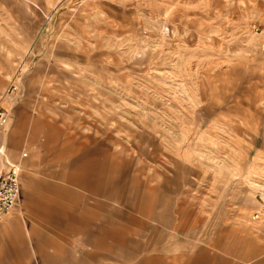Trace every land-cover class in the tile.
Wrapping results in <instances>:
<instances>
[{"label": "rangeland", "instance_id": "374dc122", "mask_svg": "<svg viewBox=\"0 0 264 264\" xmlns=\"http://www.w3.org/2000/svg\"><path fill=\"white\" fill-rule=\"evenodd\" d=\"M8 89L0 138L20 169L12 212L25 229L38 227L23 210L30 185L56 192L77 161L107 155L118 181L165 204L145 227L122 218L137 217L122 198L70 187L78 204L104 203L103 228L123 223L140 257L170 238L216 250L219 237H264L250 219L264 186V0H0ZM28 254L37 264L32 238Z\"/></svg>", "mask_w": 264, "mask_h": 264}, {"label": "crops", "instance_id": "0c3cea01", "mask_svg": "<svg viewBox=\"0 0 264 264\" xmlns=\"http://www.w3.org/2000/svg\"><path fill=\"white\" fill-rule=\"evenodd\" d=\"M73 25L83 27L88 23L77 19ZM0 144L4 145L1 138ZM22 156L26 157L25 154ZM110 159L106 155L100 161L92 158L77 161L76 176L67 175L68 187L59 185L54 187L57 191L53 193L45 182L30 185L31 192L27 191V197L32 193L30 203L27 198L23 210L38 227L25 229L17 212L1 216L0 264H32L28 254L29 238L38 253L37 264H264V237L258 233L226 239L219 237L214 240L216 250L203 243L184 245V242L170 238L164 243L162 254L145 250V256L141 258L139 249L136 251L134 245L125 243L124 235L128 231H124L123 223L115 228L111 225L113 231L103 228L110 224V218L101 215L106 211V205L101 202L78 204L75 190L70 187L78 184L89 195L122 198L131 206L132 212L137 213V217L123 213L122 218L132 227H145L143 218L154 219L155 207L163 205L162 209H165V204L158 203L154 189L138 186L134 178L127 184L122 178L118 181L111 174L116 169L109 165ZM48 194L55 199L49 198ZM76 236L83 239L85 245L79 256L75 250Z\"/></svg>", "mask_w": 264, "mask_h": 264}, {"label": "built area", "instance_id": "2783aa9c", "mask_svg": "<svg viewBox=\"0 0 264 264\" xmlns=\"http://www.w3.org/2000/svg\"><path fill=\"white\" fill-rule=\"evenodd\" d=\"M13 90L0 93V133L5 132L9 126L10 111L3 108L4 100L10 98ZM19 167L10 163L5 155L4 145L0 144V217L9 214L19 203L21 198V182ZM256 209L250 219L252 223L264 228V186L255 194Z\"/></svg>", "mask_w": 264, "mask_h": 264}]
</instances>
